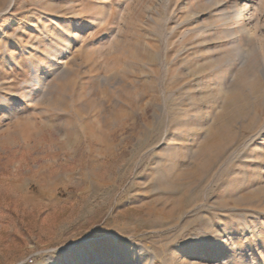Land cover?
Listing matches in <instances>:
<instances>
[{"label": "rangeland", "instance_id": "1", "mask_svg": "<svg viewBox=\"0 0 264 264\" xmlns=\"http://www.w3.org/2000/svg\"><path fill=\"white\" fill-rule=\"evenodd\" d=\"M0 34V264H264V0H0Z\"/></svg>", "mask_w": 264, "mask_h": 264}, {"label": "snow or ice", "instance_id": "2", "mask_svg": "<svg viewBox=\"0 0 264 264\" xmlns=\"http://www.w3.org/2000/svg\"><path fill=\"white\" fill-rule=\"evenodd\" d=\"M2 39H3V35L0 34V40H2ZM6 43H8V45H9V49H10V50H12V51H16V49H12V48H11V41H6ZM0 55H3V52H2V51H0ZM2 103H3V100L0 99V104H2Z\"/></svg>", "mask_w": 264, "mask_h": 264}]
</instances>
